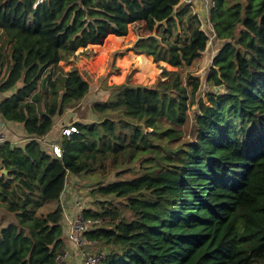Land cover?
<instances>
[{
	"label": "trees",
	"instance_id": "1",
	"mask_svg": "<svg viewBox=\"0 0 264 264\" xmlns=\"http://www.w3.org/2000/svg\"><path fill=\"white\" fill-rule=\"evenodd\" d=\"M210 20L222 43L207 82L224 92L198 95L192 72L189 83L178 73L168 86L121 84L96 119L78 114L58 156L40 138L90 90L87 72L62 61L128 40L132 25L136 38L115 56L132 50L182 68L210 34L182 0H0V90H12L0 112L32 136L0 143V264H57L70 175L93 183L96 206L84 213L101 221L87 231L88 247L105 254L97 264H264V0H214ZM139 91L151 99L136 116L114 105Z\"/></svg>",
	"mask_w": 264,
	"mask_h": 264
},
{
	"label": "rangeland",
	"instance_id": "2",
	"mask_svg": "<svg viewBox=\"0 0 264 264\" xmlns=\"http://www.w3.org/2000/svg\"><path fill=\"white\" fill-rule=\"evenodd\" d=\"M201 20L203 27L208 30L206 18L202 16ZM129 29L133 31V35L128 40L122 42L117 40L114 44L108 43L105 48L101 46L82 47L69 59L60 63L66 70L78 68L81 71L87 72V76L90 80L89 93L75 106V111H77L78 114L85 116L83 117L84 120L90 121L93 118L96 119L98 114L95 111L103 112L102 110L106 108L105 106H99V103L105 102V100L113 94L112 90L118 88L121 84L150 86L156 81H159L162 85L168 86L172 83L178 73L183 76L185 82L189 83L191 78L188 73L192 72L194 75H198L202 79L201 90L198 95H204L207 90L224 92L223 87L214 86L207 82V74L213 56L222 43L213 36V33L210 30H208L210 31V40L202 56L195 59L191 65L179 68L176 66L171 67L164 62L157 63L152 58L137 53L128 54L129 51L115 56V51L128 46L136 38L134 27L131 25ZM177 35L184 37L182 30L178 33H174L173 36L177 37ZM164 69L170 71L168 76H162V71ZM171 73H173L174 77L169 82L168 80ZM114 85L115 87H113ZM138 93L140 94L138 95L128 92L125 98L119 97L114 105L123 107L128 115L134 117L143 106L150 103L151 99L150 91H139ZM204 98L207 99L206 96H204ZM111 107H113V105ZM197 108L198 104H195L193 106V111H191L192 117H194ZM143 126L145 131L150 130L145 124ZM115 130L124 143L127 145L135 144L134 139L137 138L133 135V131L128 125L118 122L115 126ZM92 186L93 183L88 180L86 182L81 181L80 184L76 186V197L80 202L81 207L96 206V198L90 195V188ZM56 204L57 201L53 200L48 202L45 206L48 209H53Z\"/></svg>",
	"mask_w": 264,
	"mask_h": 264
},
{
	"label": "crops",
	"instance_id": "3",
	"mask_svg": "<svg viewBox=\"0 0 264 264\" xmlns=\"http://www.w3.org/2000/svg\"><path fill=\"white\" fill-rule=\"evenodd\" d=\"M192 8L194 9L195 13H198L199 17L206 18L207 11L210 10V6H207L204 0H192ZM202 15V16H201ZM67 51V50H66ZM63 52V51H62ZM135 53L134 51L130 50L128 54ZM61 54V53H60ZM69 70V69H68ZM12 90H0V101L9 95ZM80 117L78 116L77 111L74 109H70L66 111L63 115L58 116L55 120L54 126L52 130L40 138L42 140L43 145L46 148L51 147L52 144L58 143L62 145L66 135L63 133V129L67 126L73 125V122ZM0 127L4 131L6 135V140L10 141L12 144H25L27 141L32 139L25 129L23 123L14 122L11 120H7L3 117L0 112ZM126 144V143H125ZM127 145V144H126ZM129 146H136L134 145ZM81 180L77 176H69L66 188L61 196L62 205L64 207V211L73 218L78 210V204L80 202L77 199V192L75 190L76 186L79 185ZM79 183V184H78ZM84 208V207H82ZM68 228V225H67ZM66 250L70 252L71 257L65 260L62 264H82V257L79 255L77 247L73 242L67 240Z\"/></svg>",
	"mask_w": 264,
	"mask_h": 264
},
{
	"label": "built area",
	"instance_id": "4",
	"mask_svg": "<svg viewBox=\"0 0 264 264\" xmlns=\"http://www.w3.org/2000/svg\"><path fill=\"white\" fill-rule=\"evenodd\" d=\"M182 2L188 3L192 6V0H183ZM207 6H212L214 0H204ZM206 24L208 26V30L213 33L214 36V28L213 24L210 20V10L207 11L206 14ZM202 21V20H201ZM203 27V23H202ZM204 28V27H203ZM205 29V28H204ZM206 30V29H205ZM206 30L208 33L210 31ZM75 127L73 125L67 126L63 129V133L69 135L71 132L75 131ZM6 141V135L2 128L0 127V143ZM53 149L58 156H62L63 149L61 145L58 143L53 144ZM66 219L68 222V239L75 244L77 247L79 255L82 257V264H97L100 260L105 257V254L99 252L93 248L88 247V245H95L96 242L92 241L88 235L87 231L91 228H95L94 225L96 223H101L100 220L89 218L85 215L84 209H82L81 205L78 204V210L73 218H71L66 212ZM71 257L70 252L65 250L63 254H59L56 257L57 264H62L65 260Z\"/></svg>",
	"mask_w": 264,
	"mask_h": 264
}]
</instances>
